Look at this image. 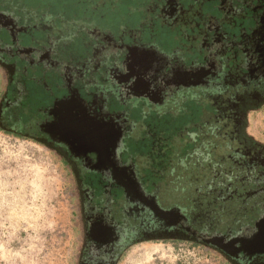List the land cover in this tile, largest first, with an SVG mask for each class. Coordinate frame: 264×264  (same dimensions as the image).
Wrapping results in <instances>:
<instances>
[{"label":"rangeland","instance_id":"1","mask_svg":"<svg viewBox=\"0 0 264 264\" xmlns=\"http://www.w3.org/2000/svg\"><path fill=\"white\" fill-rule=\"evenodd\" d=\"M158 2L0 0V105L6 90L8 102L17 98L6 111L12 122L19 117L31 122L32 117L43 118L41 112L55 98L76 90V99L83 103V98L101 90L96 103L102 99L104 110L118 115L120 130L105 118L95 121L78 116L73 122L64 119L56 133L91 161L98 156L104 165L111 161L120 169L131 166V171L121 174L127 183L124 190L136 191L130 213L141 226L149 223L155 227L154 236L160 238L166 224L176 225L182 214L155 205V183L164 178L161 174L172 160L198 144L202 118L205 111H211L216 97L209 87L216 79L208 74L215 65H222L207 62L206 51H199L203 35L190 41V32L205 29L192 27L190 22H202L196 9L199 3L206 18L211 12L221 21L224 11L217 7L218 0H182L185 12L180 22L171 26L156 17ZM255 7L262 6L253 4ZM16 17L37 27L11 33L7 23ZM231 19L224 29L239 47L245 45L257 25L251 9L244 7ZM46 35L56 40L55 58L44 64L22 57L25 52L45 48L50 43ZM106 37L117 48L133 47L135 57L125 63L116 57L114 62L118 50L104 48L106 42H112ZM224 43L230 46L228 38ZM229 49L228 66L222 68L226 73L241 69L236 65L238 59H233V47ZM110 63L115 64L116 72L113 78H105L99 69H107ZM65 68L76 74L63 78ZM261 81L258 90L264 92ZM19 111L25 114L21 116ZM125 129L130 134L124 137ZM248 130L264 140V107L251 113ZM19 131L13 123L0 126V264H79L83 229L75 179L50 146L16 133ZM111 152H115L114 158ZM135 163H140V172ZM97 171L103 172L95 169L87 174L96 191L101 187ZM114 192L119 193V188ZM149 211L152 214L145 217ZM173 236L179 238L139 240L138 236L120 255L118 264H229L231 259L250 264L246 257L264 254V223L232 238L203 234L194 241L192 235Z\"/></svg>","mask_w":264,"mask_h":264},{"label":"flooded vegetation","instance_id":"2","mask_svg":"<svg viewBox=\"0 0 264 264\" xmlns=\"http://www.w3.org/2000/svg\"><path fill=\"white\" fill-rule=\"evenodd\" d=\"M218 2L217 7L224 11L221 21H216L211 12L206 18L199 3L196 9L197 14L202 15V22H190L192 27H205L190 32L192 33L189 35L190 41L199 39L200 34L203 35L204 42L200 44L199 51L201 53L202 50L206 51L207 62L222 65L221 68L215 65V70L210 69L211 72L208 74L209 78L216 79L215 83H210L209 86L216 97L211 111H205L202 118L197 133L198 144L172 160L161 174L164 178L155 183V205H161L167 210H177L182 214L176 218L178 221L176 225L166 224V229L161 230L165 234L164 237H155L154 235H157L155 227L149 223L141 226L130 213L135 205L136 191L124 190L126 181L125 177H121V174L127 173L128 168L131 169L129 164H126V168L120 169L111 161L102 164L98 156L95 161H91L85 154L75 151L71 144L68 146L56 133L57 127L64 119L73 122L78 116L94 118L95 121H102L105 118L120 130V125L116 123L118 115L107 113L103 108L102 99L99 104L96 103V98L101 96V90L92 93L89 99L83 98V103L76 99L75 90L76 94L73 91L71 95L60 97L59 100L55 98L51 106L41 112L43 118L37 120L32 117L31 122L28 120L24 122L19 117L14 123L6 111L12 106L10 104H16L17 98L8 102V93L6 90L3 92L6 94L3 95L0 105V126L5 127L13 123L22 130L16 132L19 135L27 134L50 146L61 156L75 179L83 229V247L79 264H118L120 255L128 246L135 243L138 236L139 240L178 239L179 237L173 236L177 233L192 235L194 241L203 234H220L232 238L264 223V140L248 130L251 113L264 107V92L258 90L260 80L264 86V0H218ZM253 4L262 7L254 9ZM155 6L156 17L171 26L178 24L185 12L182 0H159ZM244 7L251 9L257 25L253 28L249 41L239 47L235 37L224 29V25L231 23V15L240 14ZM7 27L14 33L30 30L31 27H37V24H26L16 17L14 22L7 23ZM227 38L233 52L235 51L236 56L233 55V59H238L239 63L236 65L241 68L230 73L222 71V68L228 66L226 61L229 59L230 46L224 43ZM46 39L50 43L45 48L31 53L25 52L22 57L29 56L30 60L44 64L52 57L55 58L53 46L56 40H52L49 35H46ZM106 39L112 42L109 41L110 45L106 42L104 48L115 47L118 50V54L112 57L114 62L116 57H120L124 63L135 57L133 47L117 48L113 40L108 37ZM217 39L222 41L219 42ZM32 41L36 39L33 38ZM121 49L124 53H120ZM103 61L104 59L99 60L100 63ZM110 65L105 70L99 69L105 78H113L116 72L115 64ZM62 74L64 78L70 74L75 75L76 72L71 68H65ZM81 74L83 71L78 76ZM201 86L207 87L203 83ZM16 93L17 97H20L19 93ZM58 101L61 103L58 104ZM19 113L21 114V111ZM206 114L209 117H206L208 116ZM125 130L122 132L124 137L130 134L129 129ZM114 154L115 152H111L112 158ZM135 165L140 172L142 170L140 163ZM95 169L103 170L97 171L100 173L101 185L97 191L93 183L87 181L88 172ZM117 188L120 192L113 193ZM148 214L152 212L149 211L144 216L147 217ZM166 219L169 220L168 215ZM246 258L250 264H264V254L255 259L249 256ZM228 263L240 264V261L231 259Z\"/></svg>","mask_w":264,"mask_h":264},{"label":"trees","instance_id":"3","mask_svg":"<svg viewBox=\"0 0 264 264\" xmlns=\"http://www.w3.org/2000/svg\"><path fill=\"white\" fill-rule=\"evenodd\" d=\"M5 94H6V93H4L3 95L5 96ZM2 101H3V99H2ZM15 118H16V117H15ZM14 122H15V120L13 121V123H14Z\"/></svg>","mask_w":264,"mask_h":264}]
</instances>
